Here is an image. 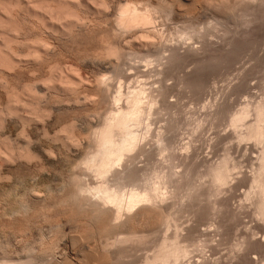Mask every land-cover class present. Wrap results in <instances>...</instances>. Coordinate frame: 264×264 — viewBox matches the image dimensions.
Returning a JSON list of instances; mask_svg holds the SVG:
<instances>
[{
    "label": "rangeland",
    "instance_id": "rangeland-1",
    "mask_svg": "<svg viewBox=\"0 0 264 264\" xmlns=\"http://www.w3.org/2000/svg\"><path fill=\"white\" fill-rule=\"evenodd\" d=\"M114 1L110 3L112 8L116 5ZM137 3L155 12L154 26L150 27L153 30H148L150 36L148 32L137 34L135 29L121 30V35L113 15L108 19L90 15L80 25L81 29L78 26L72 32L66 30L59 36H49L50 44L56 45L50 49L59 52L50 50V54H57L50 56L52 62L58 59L55 61H59L64 73L72 68L84 76L77 74L84 79L82 82L86 77L90 82L86 80L85 86L79 85L80 82L78 85L83 89L76 87L77 92H73L81 90L80 100L73 93L68 96L57 92L61 94L58 96L53 90L49 94L47 89L43 92L48 97L41 92L42 105L49 113L42 125H30L27 132L34 141L29 144L30 152L38 157L34 156L28 164L19 159L0 164V170L3 167L0 264L3 261V264H145L148 257L155 256L164 237L172 239L179 232L181 246H188L191 253L181 264H264V222L256 210L257 188L252 184L260 166L262 146L241 141L239 136L245 129L232 123L246 107L251 109L246 122H253L255 106L264 102V0H137ZM151 36L156 37L151 40ZM122 37L126 40L122 41ZM109 38H113L110 40L116 48L128 52L118 59L123 66L122 74L114 68L116 57L113 62V56H110L113 60L96 56L97 52L105 53L101 46ZM112 43L110 46L115 49ZM47 65L45 72L43 69L46 77ZM98 77L100 82L102 78L106 81L113 77V89L109 85V93L104 91L109 96L102 95L101 86L98 89L102 92L96 90L99 84L103 87L102 83L94 82ZM122 77L124 84L120 81ZM118 78L125 98L132 89L146 90L143 103L148 111L146 115L142 112L143 119L140 118L137 128L140 143L128 154L134 155L133 162L130 156L125 157L131 162L132 179L128 176V180L124 179L126 183L121 180L111 184L121 194L135 189L145 192L156 185L161 203L137 205L115 222L108 210L96 211L95 199L90 202L87 195L77 198L75 194L81 185L86 190L99 182L95 174L84 169L82 159L95 152L92 137L113 110L111 102L115 104ZM54 95L62 98L56 100ZM12 127L5 125L8 131L5 134ZM57 132L62 134L61 141L53 139ZM226 158L230 161L231 176L220 189L214 186L210 172ZM126 159L122 162L129 164ZM131 235L138 238L125 242Z\"/></svg>",
    "mask_w": 264,
    "mask_h": 264
},
{
    "label": "bare ground",
    "instance_id": "bare-ground-1",
    "mask_svg": "<svg viewBox=\"0 0 264 264\" xmlns=\"http://www.w3.org/2000/svg\"><path fill=\"white\" fill-rule=\"evenodd\" d=\"M111 1L113 2L114 0H0V164H3V162H6V165H7V162L10 164L14 161V159L15 160L19 159L22 163H26V164H28L29 162L30 163L32 162V158H34V156H35L33 154H35V153L30 152L31 147H29V144H31L30 142H34V141H32L30 139L31 137L27 133L28 128L30 125H34V124L35 125H38V124L42 125L41 123H43V120H44L43 118H45L46 114L49 113V112L47 113L48 109H46V107H44L42 105L44 102H42L43 97H42L41 92H43L47 89L48 90L50 89L48 91L49 94L50 93L52 94V92L54 91V93L60 92V93H62V95L66 93V95L70 96L69 95L70 93H73L74 91L77 92L76 87L79 88L80 87L79 85L82 86L83 83L85 86L87 84L86 80H88L90 82L89 78L87 79V77L85 78V82H82L84 80L83 79L84 76L79 72L77 73L76 71H73L72 68H71L72 71L68 69V71L66 70L67 72L64 73L65 72V71H63L64 68L62 69L61 65L58 64L59 61L56 62L58 59L56 60L55 57H54V59L56 60V61L54 60L55 63L52 62L53 60H52V58H50V56L52 54H54V52L56 50L54 48H56V47H54L55 44L54 45L52 44L54 48L52 47L51 49L52 50L54 49V52L50 54V52L52 51L50 49V47L52 45L50 44V41L48 40L50 38L49 37L50 35H53V37H54V35L59 36L58 35L59 33L62 34L66 30L67 31L71 30V32H72V30L74 28L77 29L78 26L80 27V25L82 27V24L85 21L84 19L90 15L91 16H107V19H108V17H110L109 15L115 16V17H113V18H115V21H114V19H113V21H114L115 27L119 30V32L121 30H131L132 31V29L133 30L135 29V31L137 30L136 31L137 34H138V32L139 33L140 32L146 33V32H148L150 27L154 26V25L152 26V24L154 23L156 15H154L155 12L153 11V9H151L149 7L141 8L140 5L139 6L137 5L138 4L137 0H116V1H114L116 3V5H114L112 8L110 6ZM110 9H112V10H110ZM164 10H165V8H164ZM164 10H162V12ZM165 11H167V10H165ZM81 27H80V29H81ZM115 27H114V29H115ZM114 29H113V33L116 32L115 31L116 29L115 30ZM152 30L153 29L150 28V31H152ZM71 32H70V34H71ZM122 32L123 31H121V35L123 34ZM126 33H128V32H124V34H126ZM145 33H143V35ZM151 33H154V32H151ZM114 34H115V41H116V35L117 34L116 33H114ZM135 34H133V35H135ZM146 34L149 35L150 32H148ZM149 36H148V39H149ZM124 37L126 38L125 35H124ZM124 37H122V41H124L123 40ZM142 37H144V36H142ZM142 37H141V39H145V37L144 38H142ZM153 37L151 36L150 39L152 40ZM139 38H140V35H139ZM51 39H53V38H51ZM57 39H58V37H57ZM104 39H101V41ZM110 39L111 38H109V40ZM135 40L136 39H134V42H135ZM108 41L106 39L104 41V44H103V41L101 42V44H103V46H101V47L102 48L104 47L103 50H105V53L102 51L97 52L96 56L99 54L97 57H102V58L106 57L105 59L109 58L112 60L114 58L113 62H115L116 61L115 59L117 58V62H116V65H114L115 66L114 68H116L117 72L122 74V71H124V70H121L123 66L120 65V61L118 62V59L119 60L123 59L121 57H125L126 53H128V52H125V50L124 51L120 50V49L123 50L124 48H120V49L116 48L117 45L112 43V41H111L110 43H112L111 44L112 46L116 45V46H114L115 49H113V47L110 46V43ZM132 41H133V39H132ZM138 41H140V39ZM142 41L144 42V40H141L140 45L142 44ZM146 41H148L147 43L151 42L150 40H146ZM51 42L55 43L54 41H51ZM113 42H114V40H113ZM128 43L130 44L131 41ZM136 43H135V45H136ZM131 45H132V43H131ZM122 46L125 47L124 45H122ZM127 46H129V45L127 44ZM137 46H139V45H137ZM116 49L119 51H116ZM123 52H125V54ZM55 53H57V52H55ZM101 53H103V54L101 55ZM131 53L133 55L136 52H134V53L131 52ZM131 53H130V56H131ZM57 54H54V56L57 57ZM89 55H91V53H89ZM93 55H95V54H93ZM135 55L138 56V54H135ZM107 56H109V57H107ZM110 56H113V58H111ZM87 57H88V55L86 56V58ZM102 58H101V60H102ZM50 59H51L52 63H50ZM168 59H170V58H168ZM112 60H111V62H112ZM84 62H86V61H84ZM109 64H110V62H109ZM46 65H47V68L49 69V74H48V72H46L48 74V77H46V75L45 76L43 75V69L45 72L44 66H46ZM111 66H112V64H111ZM73 68H74V66H73ZM65 69H66V67H65ZM75 70H78V69H75ZM114 72L116 73L115 70H114ZM77 74L82 75L83 80L80 78L81 76H78ZM117 74L118 73H116V75ZM124 74H125V72H124ZM100 76H103V75H100ZM106 78H108V76ZM112 78L110 80L107 79L110 84L107 83L106 79H105L106 81H104V79L102 78L103 81L100 82L99 77L95 78V79H97L96 81H94L95 83L98 82L97 84H99V82H100L103 84V87L101 84H99V85L95 84V85H97L96 90H98L100 92H102L101 90H103V93H102V95H103L105 92H107L109 90V87H110L109 85H111L112 89H113ZM119 78H118V85L120 83L119 80L121 79V78L120 79ZM123 78H125V77H122V80H120V81H122L121 83H123V80H124ZM98 79H99V81H98ZM126 79H127V77H126ZM128 80H129V78H128ZM80 82H81V84H79ZM113 83H117V82L114 81ZM121 83L119 86L114 84L117 86V91L114 90V91H116V97H114V99H113L115 104H113V102H111L112 105L114 106V107L111 106V108L113 107V110L110 112V114H108L105 117L103 124H102V127L99 130L97 129L93 134L94 137H92V139L94 138V141H92V142H93L94 147H95V149H94L95 152L93 153L92 151H89V152H92V154L87 155L85 159H82L83 160L82 165L85 166L84 169L86 171H91V173L95 174L98 177L99 182L96 184V186L91 187L89 189L86 188V190L84 187L85 185L83 186V188L81 185L75 194L77 196V198L78 197L80 198L81 196L87 195L85 197H87L88 198L87 201H90V202L93 201L92 199H95L96 202H94L93 205L96 206V208H97L96 211H101V212L103 211L104 212V211L108 210L110 212V218L112 219V221H115V222L118 221L121 217H123L122 216L123 213L124 214L128 213V212L130 213V211H132V209L134 207H136L137 205L144 206L145 204L150 203V202L154 203V202L158 201L159 197L161 196L158 193H156L158 190V187L156 185H152L150 187V189L148 191H145V192H141V191L135 189L136 191L135 190L134 191L130 190V192L124 191L125 193H123V194H121L118 190L113 188V186L115 185V182L117 183V181H121V180L123 182L124 179H127L128 176H130V174H131L132 167L129 165L131 162H133L132 160H134L135 157H134V155L130 156L128 154H130L131 152L133 153V151L136 150L137 144L140 143V141H139L140 136L137 133V128H138L139 123H140V118H141V121L143 119L142 117L144 114H142V112L144 111V113L146 115V112L148 111V110L147 111L144 110L145 104L143 103L144 102V96L147 95L146 90H143L142 88H139V87H138L139 89L138 88L132 89L133 91H130V92L128 91V94H127L128 96L125 95V96H127L125 98L124 94H123L124 92L122 89V85L124 83L123 84H121ZM126 83H127V81L125 82V85H126ZM98 86L99 87L101 86L100 87L101 90H99L100 88ZM130 88H135V87H130ZM80 89H83V88L80 87ZM80 89H77L78 93H75V94H77V96L74 93H73L74 95L71 94L74 97L75 96L78 97L79 100H80L79 96L81 93V92L79 93ZM114 89H115V86H114ZM109 91H108V93H109ZM108 93H105V94L108 95ZM150 93H151V91H150ZM45 94H46V96H48V94L46 92L45 93L43 92V96H45ZM59 94H58V96H59ZM78 94H79V96H78ZM148 95H150V94H148ZM54 96H55L56 100L58 98H60V97H57L56 95H54ZM60 96H61V94H60ZM103 96H105V95H103ZM76 97H75V99H76ZM124 98H125V100H123ZM71 99H74V98L72 97ZM89 100H90V98H89ZM122 100L124 101V103H123V105L121 104L119 106L118 103ZM154 100L155 99H153V101ZM86 101H88V97L86 98ZM153 101L151 100V102H153ZM85 103H87V102H85ZM145 103L147 104V102H145ZM262 103L255 106L256 108L254 107L255 108V119L253 122H246V116L248 115V113L250 114L249 111H251V109L249 107L248 108L250 110L247 109V107H246L232 119V123H233L234 127H238L240 124H241L240 126L243 125L245 131L243 133H240L239 138L241 141L242 140L253 141L256 145L258 144V146L259 145L262 146L261 152H260L261 155L259 154L261 156L260 157V166H259L258 171H257L258 173L256 172L257 173L256 176L254 175V177L252 178V184L254 187L257 188V193H256L257 197L255 196L256 197V202H255L256 205L255 206L257 207L256 210H258L257 211L259 213L258 215H260L262 221L264 222V102H262ZM142 104H143V107H142ZM147 105H149V104H147ZM55 106H57V105H55ZM51 116H49V117H51ZM48 120H49V118H48ZM39 121H40V123H39ZM73 124H71L72 126L70 125V127L73 128L71 130H74ZM5 125H8L9 127L13 126L14 128L12 127L13 129H11L9 131V133L5 134V132H8V131H6V129H4ZM63 127H62V130H64ZM37 129H39V128H37ZM65 129H66V127H65ZM238 129H240V127ZM2 130L4 131V133L2 132ZM68 130L69 129H67L66 132H69ZM61 132L65 133L63 131H61ZM47 133H49V132L46 131V134ZM60 133L57 132L56 135L53 136L54 137L53 139L56 141H58L60 139V141H61L62 138L60 135H62V134H60ZM67 134H69V133H67ZM47 136L48 135H46L45 137H47ZM76 136H74V137H76ZM68 137L70 138V135H68ZM29 139L31 141H29ZM69 140H72V138H70ZM138 141H139V143H138ZM66 145H67V143H66ZM30 146H32V145H30ZM89 150H90V146H89ZM138 150H140V148ZM89 152H87V153H89ZM31 153H32V155H31ZM126 156L127 157L130 156L131 162L128 161L129 158L128 159L125 158ZM132 157H134V158L132 159ZM125 159H126V163L128 161L129 164H124L122 162ZM228 159L227 158L223 159V161L221 163H219L218 166L214 167L210 172L211 176L213 177V184H214V186H216L218 188L224 186L225 184H227L229 182V179L231 176V173H230L231 168L229 167L230 161ZM121 163H123L124 166ZM120 164L122 165V169L118 168V165H120ZM32 166H33V164H32ZM2 168L0 170L1 172L3 171ZM135 173L136 172L134 171V174ZM130 178L132 179V176H130ZM111 179H112V182H110ZM111 183L114 185H112ZM76 185H78V184H76ZM217 192H219V191H217ZM85 197H83V198H85ZM164 199L165 198H163V200ZM160 203L161 202H159L158 205H160ZM155 205H156V203H155ZM155 208H156V206H155ZM146 212H148V211H146ZM125 215H127V214H125ZM168 219H167V221H168ZM179 228H178V230H176V232L179 231ZM180 231H181V229H180ZM176 234H179V236ZM176 234H174L171 237L172 239H170L169 237L168 238L164 237L167 239L163 238L161 245L159 243L160 247L158 246L159 250L157 251L155 256L152 259H148L149 258L148 257L145 264H181L182 261L184 259H186L188 257V255L191 253L187 249L188 246L187 247H185V245H184V247L181 246V244L179 242L180 232L176 233ZM135 235H137V234H135ZM181 235H182V233H181ZM173 237H175V238H173ZM185 237H186V235H185ZM133 238H134L133 235L128 236V237H126L127 240H125V242L126 241L129 242V240H135L138 237H136L135 239H133ZM181 239H183V238H181ZM122 241H124V240H122ZM119 243H121V242L119 241ZM121 244H125V243H121ZM138 245H139V243H138ZM109 247H110V245H109ZM29 254H30V252H29ZM28 261L29 260H27L26 262H28ZM29 262H31V261H29ZM3 263H4V261H3Z\"/></svg>",
    "mask_w": 264,
    "mask_h": 264
}]
</instances>
